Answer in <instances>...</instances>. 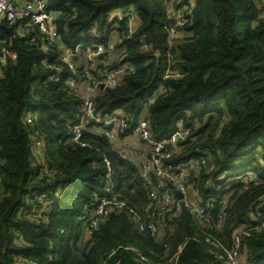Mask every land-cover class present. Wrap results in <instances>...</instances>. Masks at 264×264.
<instances>
[{"label":"trees","instance_id":"trees-1","mask_svg":"<svg viewBox=\"0 0 264 264\" xmlns=\"http://www.w3.org/2000/svg\"><path fill=\"white\" fill-rule=\"evenodd\" d=\"M47 1L60 32L68 31L64 42L70 48L94 42L88 40L92 30L99 44L107 45L113 31L121 37L117 52L122 59L112 68L129 62L136 72L97 97L96 113H119L132 125L145 116L160 142L180 126L189 131L167 164L198 162L190 182L210 225L206 217L201 222L184 211L166 221L159 238L123 211L88 238L84 218L106 185L105 159L118 198L143 221L149 191L139 167L115 144L90 133L83 137L88 147L74 142L82 103L66 84L67 67L62 65L59 82L50 81L54 74L42 65L46 56L30 42L37 29L24 34L15 27L9 33L3 21L0 264H143L136 253L157 264L181 246L176 264H228L207 238L238 249L246 264H264L262 1L145 0L146 9L130 0ZM114 10L136 16L130 41L125 23L117 29L108 25ZM172 12L185 21L178 33L183 37L173 39V45Z\"/></svg>","mask_w":264,"mask_h":264},{"label":"built area","instance_id":"built-area-1","mask_svg":"<svg viewBox=\"0 0 264 264\" xmlns=\"http://www.w3.org/2000/svg\"><path fill=\"white\" fill-rule=\"evenodd\" d=\"M261 1L264 14V0ZM179 18V22L172 21L170 24L172 25L170 28L171 45H173V39L179 36L178 33L185 25L183 16L179 15ZM56 20V13L48 11L47 0H0V23L5 21L10 28L17 27V31L24 34L32 28L37 29L36 36L32 37L30 42L40 46L42 53L46 56L42 65L54 74L49 80L59 82L64 72L62 65L67 67L65 69L68 73L66 84L72 94L82 103L81 123L73 130L74 142L82 147H88V144L83 142V137L85 133H90L92 136L106 139L127 153L134 150L138 143H142L146 147L141 151L142 160L139 163L144 188L149 191L148 203L145 207V220H142L134 208L118 198L114 172L108 159H105L106 185L84 218L88 225L86 236L92 238L99 227L107 222L114 213L123 211L133 215L132 219L136 224L144 223V227L147 225L150 233L158 237L159 229L165 227L166 221L179 218L184 211H188L194 219L201 220V222H205L204 218L206 217V223L210 225L207 211L202 207L201 200L190 182V178L198 172V162L192 160L185 164H167L176 153L178 144L188 138L189 131L180 126L169 140L160 142L152 137L149 131L150 123L145 116L132 125L129 119L119 113L108 116L96 113L97 97L106 90L118 88L125 76L136 72L135 67L129 62L112 68L115 62L119 63L122 59L121 56L115 57L117 43L113 39L114 35H118V33L113 31L108 44L104 45L97 43V40H101V38L96 30H92L88 40L94 42H89L90 44L78 43L70 48L64 42V36L68 31L65 30V34L60 32ZM121 23L126 24V41H130L136 30V16L132 12L124 13L121 10H114L109 17L108 25L117 29L120 28ZM119 42L122 43L120 36ZM143 43L141 42V44ZM144 47L147 48L145 44ZM53 59L56 61L51 63ZM5 64L0 48V78L4 75ZM26 120L28 124H34L31 115H28ZM90 125L94 127L89 128ZM37 145L40 147L41 143H37ZM179 193L183 195L182 199L179 198ZM207 242L223 251L227 263L232 264L229 252L235 250L230 251L216 239L207 238ZM238 242L236 240V243ZM182 250L181 246L175 256L168 257L157 264H176ZM136 254L137 262L152 264L141 253Z\"/></svg>","mask_w":264,"mask_h":264},{"label":"rangeland","instance_id":"rangeland-1","mask_svg":"<svg viewBox=\"0 0 264 264\" xmlns=\"http://www.w3.org/2000/svg\"><path fill=\"white\" fill-rule=\"evenodd\" d=\"M169 19H170V21H175V22L176 21L179 22V20H180L179 15H177V13L173 14V12H172V14H170V18ZM180 37L182 38L183 35L180 34L178 36V38H180ZM113 40L116 43L119 42V36L117 34H115ZM115 57L116 58L119 57V53L118 52L115 53ZM140 146L143 147L144 145L142 143H139V148L136 146L134 150L130 151L127 154V157H130L131 161H132V159H133V161L135 160V163H136V165H138V167H139V164H138L139 163V158L142 157V152L140 151ZM140 152H141V156H139ZM176 152H178V149L176 150ZM164 235H165L164 227H162V228L159 229V237L163 238ZM235 252H237V253H235ZM229 254L232 257V264H246L245 263V257L240 252L238 253V250H235L233 252H229Z\"/></svg>","mask_w":264,"mask_h":264},{"label":"water","instance_id":"water-1","mask_svg":"<svg viewBox=\"0 0 264 264\" xmlns=\"http://www.w3.org/2000/svg\"><path fill=\"white\" fill-rule=\"evenodd\" d=\"M130 1L136 2L139 6H141L142 8H145L146 9L145 0H130ZM5 29L9 33H13L14 32L12 28H9V27H6L5 26ZM178 196H179L180 199L183 198V195L181 193H179Z\"/></svg>","mask_w":264,"mask_h":264},{"label":"crops","instance_id":"crops-1","mask_svg":"<svg viewBox=\"0 0 264 264\" xmlns=\"http://www.w3.org/2000/svg\"><path fill=\"white\" fill-rule=\"evenodd\" d=\"M137 147L139 148V143H138ZM140 148H141L140 151H143L142 149H146V147H144V146H143V147L140 146ZM139 156H141V152H140ZM129 158H130V157H129ZM140 160H142V157L139 158V163H140ZM132 162L136 165L135 160L133 161V159H132ZM139 163H138V164H139ZM136 166H138V165H136Z\"/></svg>","mask_w":264,"mask_h":264}]
</instances>
